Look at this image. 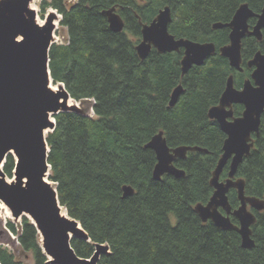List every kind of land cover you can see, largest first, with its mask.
Instances as JSON below:
<instances>
[{"label":"trees","instance_id":"1","mask_svg":"<svg viewBox=\"0 0 264 264\" xmlns=\"http://www.w3.org/2000/svg\"><path fill=\"white\" fill-rule=\"evenodd\" d=\"M256 13L264 0H68L44 2L61 15L67 31L62 44H53L50 72L55 85L63 83L77 103L91 101L94 116L64 112L55 116L56 128L47 135L54 182L60 204L80 222L91 241L74 239L80 257L91 258L95 245L105 244L110 253L99 264H264V211L255 212L252 227L254 248L242 247L240 235L203 223L195 211L207 204L214 189L212 174L223 154L225 133L208 116L217 105L228 79L234 76L240 89L251 77L248 62L261 51L264 39L243 40V73L236 72L219 49L229 44L230 29H214L231 22L242 4ZM170 6L169 31L176 38L214 42L216 54L202 66L182 75L184 51L160 54L155 49L142 60L136 46L142 26L150 24L160 10ZM115 8L125 23L122 32L110 28L105 11ZM256 20H250L252 27ZM183 86L176 105L170 107L174 89ZM244 107L234 106L235 116ZM160 132L171 148L192 146L206 149L188 152L175 165L185 178H153L156 154L146 147ZM16 160L9 154L3 170L14 176ZM229 164L221 175L228 178ZM237 178L246 181V195L264 198V114L250 157L240 165ZM135 189L124 197L123 188ZM233 210L240 206L238 193H228ZM232 221H238L232 217ZM18 236L21 247L33 254L34 264H50L40 247L36 227L23 217ZM0 264H21L8 249L0 247Z\"/></svg>","mask_w":264,"mask_h":264},{"label":"water","instance_id":"2","mask_svg":"<svg viewBox=\"0 0 264 264\" xmlns=\"http://www.w3.org/2000/svg\"><path fill=\"white\" fill-rule=\"evenodd\" d=\"M32 0H0V203L6 205L16 220L27 217L36 227L41 238L43 254L50 264H99L103 255L110 253L108 245H95L91 258L80 257L72 246L74 239L91 241L88 233L64 208L59 201L57 187L50 183L48 162L50 148L47 135L56 128L55 116L64 112H80L63 83L58 89L46 88L54 84L50 72V49L54 44V20L51 14L43 25L37 22L36 11L30 8ZM110 28L122 32L125 23L115 8L104 12ZM257 19L251 29L250 20ZM172 10L166 6L157 17L142 26V38L136 46L140 59L145 60L155 49L160 54L184 50L181 61L182 75L193 66H202L217 52L214 42H196L176 38L169 31ZM214 29L229 28V44L222 46L219 53L229 61L230 66L243 71V39L263 37L264 7L254 12L249 4H242L231 22L216 23ZM254 68L242 89L235 87L234 76H230L217 105L208 116L225 133L223 154L210 181L214 189L207 204L199 203L195 211L203 223L212 222L223 231L237 232L244 249H252L255 241L252 227L257 222L255 212L264 211V198L246 195V181L237 178L240 165L250 157L259 136L264 114V53L257 52L248 63ZM183 92L178 85L171 96L170 107H174ZM51 93V95H49ZM55 97L56 99H53ZM241 105L244 111L235 116L234 106ZM156 154L157 163L153 178L161 181L163 176L185 178L186 172L176 167L178 159H185L188 152L206 149L192 146L171 148L164 132L155 135L146 145ZM9 154L16 160L14 180L7 181L3 170ZM229 164L228 178L221 181V175ZM55 184V183H54ZM236 190L240 206L233 210L228 193ZM124 197L134 195L131 186L123 188ZM255 211V212H254ZM232 217L238 221L233 223Z\"/></svg>","mask_w":264,"mask_h":264},{"label":"rangeland","instance_id":"3","mask_svg":"<svg viewBox=\"0 0 264 264\" xmlns=\"http://www.w3.org/2000/svg\"><path fill=\"white\" fill-rule=\"evenodd\" d=\"M52 1L53 0H32L30 3V8L34 9L36 11L37 22L40 25H43L51 14H53V13L56 14L57 17L54 20V23L56 26V29L54 31V44H62L67 39V31L61 25L62 15L53 7H49L45 11L42 10V4L44 2L50 3ZM74 1L75 0H68V5L72 4ZM72 105L78 106V108L80 109L81 112L83 111L90 116H94V112H93L92 106H91L92 105L91 101H87L83 104H79V103L74 102V104H72ZM6 179L8 182H11L14 180V176L12 178L7 177ZM6 208L9 210V208L7 206H6ZM8 214L9 215L6 214V211L4 209H2V210L0 209V247L6 248L10 252H12L16 257V260L21 262V264H34L33 254L25 251L21 247L19 240H18L19 235L12 233L8 229V224L13 223L17 227V231L18 232L21 231V225H22L23 217L19 220H16L12 217L11 212H9Z\"/></svg>","mask_w":264,"mask_h":264},{"label":"bare ground","instance_id":"4","mask_svg":"<svg viewBox=\"0 0 264 264\" xmlns=\"http://www.w3.org/2000/svg\"><path fill=\"white\" fill-rule=\"evenodd\" d=\"M52 88H54V89L57 90V89H58V85L52 84ZM69 104L72 105V104H74V102H73L72 100H70V101H69ZM50 183L52 184V186H55V184H54L53 182L50 181ZM5 208H6V206H5L3 203H0V209H1V210L4 209V210L6 211V214L9 215L8 213H9L10 211L6 208V209L8 210V211H7ZM62 213H63L64 215L66 214L65 208H62ZM4 216H5V215H4Z\"/></svg>","mask_w":264,"mask_h":264},{"label":"flooded vegetation","instance_id":"5","mask_svg":"<svg viewBox=\"0 0 264 264\" xmlns=\"http://www.w3.org/2000/svg\"><path fill=\"white\" fill-rule=\"evenodd\" d=\"M252 20V19H251ZM254 20H256L255 22H254V24H253V26L252 27H250L251 29L255 26V24H256V22H257V19H254ZM263 37H262V39L261 40H257V38L256 37H254V36H250V35H248V36H250V37H254L258 42H261V41H263V39H264V29H263ZM184 51V50H183ZM249 63V62H248ZM243 64V63H242ZM248 65V64H247ZM248 67H249V65H248ZM242 68H243V66H242ZM249 68H251V67H249ZM235 70V69H234ZM243 70H244V68H243ZM253 70H254V68H253ZM236 72H239V73H243V71H237V70H235ZM231 76H233V75H231ZM247 80V79H246ZM245 80V81H246ZM234 81H235V79H234ZM245 81H244V83H245ZM244 83H243V85H244ZM236 87V86H235ZM243 87V86H242ZM237 88V87H236ZM238 89V88H237ZM240 89H242V88H240Z\"/></svg>","mask_w":264,"mask_h":264},{"label":"snow or ice","instance_id":"6","mask_svg":"<svg viewBox=\"0 0 264 264\" xmlns=\"http://www.w3.org/2000/svg\"><path fill=\"white\" fill-rule=\"evenodd\" d=\"M46 88H52V85H48L47 82H46ZM56 89H52V91H55ZM49 95H51V93H49ZM53 99H56L55 97H53Z\"/></svg>","mask_w":264,"mask_h":264}]
</instances>
